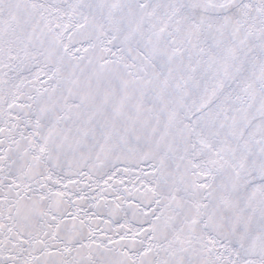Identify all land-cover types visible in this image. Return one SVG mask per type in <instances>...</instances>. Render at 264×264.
Segmentation results:
<instances>
[{
	"label": "snow or ice",
	"instance_id": "snow-or-ice-1",
	"mask_svg": "<svg viewBox=\"0 0 264 264\" xmlns=\"http://www.w3.org/2000/svg\"><path fill=\"white\" fill-rule=\"evenodd\" d=\"M0 264H264V0H0Z\"/></svg>",
	"mask_w": 264,
	"mask_h": 264
}]
</instances>
